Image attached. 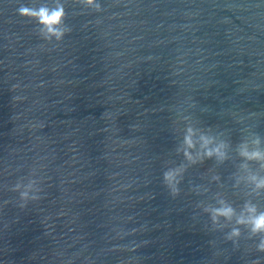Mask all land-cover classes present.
Instances as JSON below:
<instances>
[{
  "label": "water",
  "instance_id": "1",
  "mask_svg": "<svg viewBox=\"0 0 264 264\" xmlns=\"http://www.w3.org/2000/svg\"><path fill=\"white\" fill-rule=\"evenodd\" d=\"M43 2L0 0V264H264L203 211L239 209L236 145L257 132L264 149V0H64L71 31L50 42L16 14ZM186 126L228 158L189 164ZM181 164L173 198L162 173ZM29 179L40 198L21 207Z\"/></svg>",
  "mask_w": 264,
  "mask_h": 264
},
{
  "label": "clouds",
  "instance_id": "2",
  "mask_svg": "<svg viewBox=\"0 0 264 264\" xmlns=\"http://www.w3.org/2000/svg\"><path fill=\"white\" fill-rule=\"evenodd\" d=\"M73 3L96 12L101 11V5L97 0H73ZM16 14L22 19L34 22L38 28V35L44 41H61L71 31L65 23L64 0H45L39 4H19ZM191 107H195L193 101L190 104ZM237 123L242 124L243 121L240 120ZM245 131L248 130L245 129ZM250 135V140L241 139L236 145L237 154L244 161L240 168L248 173L243 178L244 182L250 186L248 198L244 199L239 209L224 199H218L217 206H206L203 211L208 214L213 230L228 228L224 239L231 242L234 248L238 247V241L246 233V239L258 238L255 250L264 253V210H261L255 202L264 196V176L249 170V163L255 162L259 165V169L264 171V149L260 147V134L251 132ZM197 145H199L198 148ZM229 147L230 145L224 140L217 141L213 135L194 129L192 126H186L182 148H178L177 151L182 153L189 164L212 158H215L217 162H223L228 158L227 149ZM193 151L196 152L195 157L192 154ZM185 171L186 166L181 164L168 168L162 173V182L173 198L180 194L179 185ZM214 179H218V177H214ZM37 183L36 180L29 179L25 190L19 193L20 200L25 202L21 204V207H24L29 200L37 201L40 198L41 189L37 187ZM240 183L241 180L237 179L236 185L238 186ZM20 187L21 185L17 183L13 191L19 190ZM221 220L224 223H221ZM253 264H258V262L254 261Z\"/></svg>",
  "mask_w": 264,
  "mask_h": 264
}]
</instances>
